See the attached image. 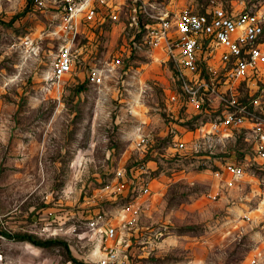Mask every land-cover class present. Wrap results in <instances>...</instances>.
I'll use <instances>...</instances> for the list:
<instances>
[{"label": "rangeland", "instance_id": "374dc122", "mask_svg": "<svg viewBox=\"0 0 264 264\" xmlns=\"http://www.w3.org/2000/svg\"><path fill=\"white\" fill-rule=\"evenodd\" d=\"M213 4L264 12V0H124L118 21L83 22L77 63L57 91L49 75L61 20L28 0H0V264H264V171L250 159L252 137L204 136L216 114L171 100L174 68L140 32ZM93 67L101 83L88 78ZM228 164L245 165L244 179L217 178ZM106 224L117 231L113 261Z\"/></svg>", "mask_w": 264, "mask_h": 264}, {"label": "built area", "instance_id": "2783aa9c", "mask_svg": "<svg viewBox=\"0 0 264 264\" xmlns=\"http://www.w3.org/2000/svg\"><path fill=\"white\" fill-rule=\"evenodd\" d=\"M122 1L28 0L36 9L55 11V16L61 20L64 42L49 75L57 91L77 63L75 46L83 22L118 21ZM133 21L138 24L136 15ZM140 32L147 45L161 52L174 68L179 89L172 94L171 100L179 101L183 96L198 113L211 111L216 114L214 120L202 126L206 137L229 139L238 131H247L254 146V156L250 159L264 171V12H235L213 4L204 12L167 13L144 25ZM25 44L32 45L30 41ZM103 76V71L93 67L88 78L101 83ZM242 86L249 92L243 94ZM146 144L145 137L138 140V145ZM224 167L225 170L215 172L217 178L222 179L228 172L239 182L247 174L245 165ZM102 220L99 216L91 225ZM116 236L115 227L106 224L103 238L111 241L107 247L109 261L117 256Z\"/></svg>", "mask_w": 264, "mask_h": 264}, {"label": "trees", "instance_id": "16d2710c", "mask_svg": "<svg viewBox=\"0 0 264 264\" xmlns=\"http://www.w3.org/2000/svg\"><path fill=\"white\" fill-rule=\"evenodd\" d=\"M29 3V2H28ZM4 234L7 236V237H9V238H12V237H17V238H19V240H27V241H29V242H31V243H33V244H37V245H40V246H45V245H47V244H50V243H53V242H55V241H46V242H39V241H37L35 238H33V237H31V236H26V237H24V236H14V235H11V234H9V233H7V232H4ZM75 262H78V261H76L75 260Z\"/></svg>", "mask_w": 264, "mask_h": 264}]
</instances>
